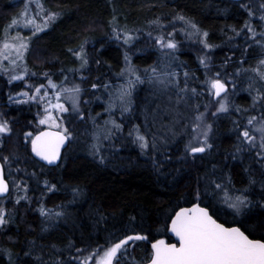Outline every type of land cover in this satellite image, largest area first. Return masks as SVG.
Returning a JSON list of instances; mask_svg holds the SVG:
<instances>
[{"label":"trees","instance_id":"16d2710c","mask_svg":"<svg viewBox=\"0 0 264 264\" xmlns=\"http://www.w3.org/2000/svg\"><path fill=\"white\" fill-rule=\"evenodd\" d=\"M45 3L52 11L60 12L61 15L48 29L32 37L31 53H27L26 62L37 76L27 79H30V84L35 82L36 85L46 80L40 75L42 72H48L53 81H61L64 75H68L69 83H81L84 89L82 100L90 102L81 105L85 113L84 121L69 115L71 123L68 125L75 138L64 150L59 166L46 167L31 156L29 143L23 138V133L35 130L31 127L36 122L37 115L34 105L31 102L18 104L14 100L9 101V94L14 95L25 88L23 83L17 81L8 84L4 79L0 80V113L10 121L13 128L11 134L0 138V153L19 157L13 160L14 170L20 168L37 174L28 179L27 195L30 202L21 200L17 205L15 201L6 200L5 206L11 210L13 219L0 230V264H9L8 256L3 250L12 253L15 264H35L32 257L24 255L31 247L30 241H35L34 254L43 247L45 259H48L52 251L50 246L57 245L61 249L57 255L65 261L70 255H75L74 249L67 247L69 241L74 242L76 247L89 248L137 233L148 235L150 240L163 238L172 241L166 231V223L170 222L167 217L174 214L173 209L191 205L197 179L205 171L210 170L213 164L220 167L225 165V156L233 151L236 143L237 131L233 122L238 121L240 116L233 119L223 113V116L219 114L213 119L209 115L208 119L213 123L210 141L213 148L203 159L195 162L178 159L182 155L186 137H176L172 142L171 134L167 136L170 143L160 145L159 152L149 149L142 153L139 145L133 143L128 136L132 126L140 125L141 131H145L147 127L149 135L159 132L163 136L165 133L161 124H167L170 119L166 115L162 119L157 116L153 124V112L157 105H160L162 112L167 104V95L157 91L158 86L145 79L132 93V110L123 117L120 109L117 108L114 112L113 118L118 123H123L124 129L111 141L102 144V154L106 157L102 164L91 154V135L96 130L92 118L96 119L97 124H102L109 116L105 112L109 97L103 89L94 93L91 84L97 78L100 83L110 82L112 86L119 82L121 78L117 74L125 66L126 51L131 57L132 65L141 71L151 66L163 67L168 63L152 47L135 44L129 50L122 41L114 38L112 29L115 27L134 33L140 29L142 38H149L146 26L151 21L159 17L167 22L178 14L191 18L201 30L209 33L208 41L217 46L210 52L213 68L228 74L241 67L242 57L245 66L253 65V56L262 52L255 45L245 51V39L242 36L236 37L232 29H241L249 19L247 11L240 6L241 3L254 4L256 0H45ZM9 8V0H0V31L7 23ZM252 23L260 29L256 19ZM85 40L89 64L82 73L86 79L81 81V73L68 71L79 68L80 65V61L69 49L78 50ZM144 41L146 40L142 42ZM171 64L172 68L180 72L181 83L184 79L183 72L187 70L189 76L193 77L190 86L199 90L204 70L191 49L178 53V60ZM61 69L64 70L63 73ZM237 79L239 89L243 86V78L241 76ZM236 92L229 91L228 94L238 103L247 105L250 92L248 94L245 89ZM97 96L101 98L98 100ZM208 100L209 97L205 94L196 97L193 102L203 105ZM181 109L187 115H192L189 109ZM200 111H204L203 106ZM176 130L179 131L180 126ZM165 151L172 157L171 161L163 163V167L154 166L153 160L163 161L161 153ZM247 163L249 161L245 158V164ZM227 165L235 187L247 186L248 176L243 171V165L231 159L227 161ZM16 175L23 176L24 172ZM255 175L259 181V171ZM44 180L49 184H56L57 190L48 192L44 188ZM203 184L201 180V189ZM74 187L80 189V194L74 196ZM19 194L23 195L22 192ZM250 198L253 205L245 209L241 216H236L219 198L212 201L210 211L216 213L220 222L237 226L242 223V230L247 229L258 237L264 234V207L256 206L257 201L264 200L259 184L251 189ZM208 200L209 197L205 196L204 203L207 204ZM41 203L45 208L63 211L65 215L58 219H45L38 211ZM57 205L63 207L57 208ZM136 242L129 253L139 260L145 250L150 248L144 241ZM126 262L123 260V264Z\"/></svg>","mask_w":264,"mask_h":264},{"label":"snow or ice","instance_id":"6c2138e0","mask_svg":"<svg viewBox=\"0 0 264 264\" xmlns=\"http://www.w3.org/2000/svg\"><path fill=\"white\" fill-rule=\"evenodd\" d=\"M32 0H25L24 8L14 16L2 31H0V73L8 78V83L13 81H24V87L27 90L16 93L24 99L16 100L15 103L23 104L36 102L42 105L41 111L37 113L36 129L23 133L26 143L30 144V153L33 157L50 166H59L61 160V149L67 142L73 140L74 132L70 130L68 124L71 121L69 115H74L78 120H85V113L82 110V103L87 105L90 101L82 100L84 89L81 83H69V76L64 75L59 83L53 81L48 72L40 73L46 78V84H30L27 78L36 77L37 73L30 71L26 62V54L29 51L32 37L45 31L61 15L60 12L46 10L41 0H36V13L31 11ZM247 11L249 19L245 21L240 30L232 29L235 36L243 34L245 39V51L253 45L264 49V0H256L254 4L241 3L240 5ZM256 19L259 22L260 31L252 23ZM182 22L183 26L180 32L186 39L194 40L202 45L206 50L204 55L199 57V63L205 69V79L201 81L199 90L190 86L189 72H183V83H181L180 72L172 68L171 61L174 59L172 53L178 48L175 39L177 29L175 22ZM150 24L155 25L160 31L155 37L149 32L147 35L168 59L163 67L151 66L142 71L135 68L131 63V57L128 51L124 55L125 66L117 74L123 80L114 91L110 82L100 83L99 78L91 84V89L99 91L103 89L109 99L105 112L109 114V119L105 120L103 125L97 124L96 119L92 118L96 131L93 132L94 143L91 145V154L96 156L100 163H104L106 157L102 154V141H111L117 133H122L123 123H118L112 118L117 107L120 109L121 117L132 110V93L138 84L144 83L147 79L150 83L157 85V91L167 95V104L162 112L160 105L154 110L152 122L155 124L157 116L161 119L164 115L170 117L167 124H161L164 135L159 132L148 134L141 131L140 125H133L128 132L133 143H137L144 153L151 149L153 152L160 151V145H168L167 139L171 134L173 141L176 137H186L183 143L182 155L178 157L185 162H195L197 159H203V156L210 152L213 144L210 142L213 133V123L208 117L211 115L215 119L218 114L228 113L231 107L229 101V85L235 88V82L229 76H222L220 72L209 74L211 56L207 54L216 45L208 42L209 33L199 28L196 22L191 18L178 14L173 17L171 23L172 31L164 32L165 25L157 17ZM30 30L31 35L25 36L22 30ZM114 38L122 41L130 50L133 42L139 39L134 32L124 29H112ZM229 39H232L230 37ZM82 43L78 50L70 52L80 61L79 68L69 69L71 73H81L80 80L84 81L86 77L82 74L83 70L89 64L88 54ZM6 62V63H5ZM99 63V61H97ZM244 60L240 61L242 65ZM227 64V60L225 61ZM179 67V66H177ZM63 73L64 70L61 69ZM241 72L251 75L248 76L250 94L252 95L251 108L259 112V116L250 115L246 123L241 125L234 121L237 131L236 143L233 145V151L225 156V165L220 167L213 164L211 169L205 171L202 177L197 179V188L193 200L189 207H178L173 209V213L167 217L170 224L166 223V231L176 238V243H170L166 239L150 240L148 235L133 234L126 235L124 238L115 242H109L105 245H96L95 247L82 248L76 247L72 241L68 242L67 247L74 249L75 255H70L65 261L57 253L61 249L52 244L48 259H45L43 247L34 254L33 248L35 241H30L31 247L24 252L25 256H30L35 264H121V261H131V264H264V234L260 236L253 235L247 229L242 230L240 226H229L226 222H220L216 213L210 211L212 201L219 198L231 208L236 216H241L245 209L253 205L250 198L251 189L259 184L261 192L264 193V58H260L255 66L248 68H237L235 75ZM207 94L209 100L203 105L194 103L196 97ZM101 97L97 96L96 99ZM9 101H13V95L9 94ZM203 106L204 111H200ZM215 106V111L211 108ZM181 108L189 109L192 115H187L181 111ZM235 111L240 112L237 108ZM248 111V109H244ZM99 115V114H98ZM66 120L68 123H66ZM183 121V124L181 122ZM147 125V120H146ZM177 126L180 130L177 131ZM13 132L12 125L8 119L0 114V138ZM2 143V140H0ZM163 161L153 160L154 166L163 167V163L170 162L172 157L167 151L161 153ZM245 158L249 163L245 164ZM14 159L19 157L2 156L0 157V230L4 229L12 222L11 210L5 206L6 200L13 199L15 191V204H20L21 200L29 201L27 193L29 191L28 179L35 177V172L28 173L26 170L16 168L14 171L24 172L23 176L14 175L12 164ZM239 161L243 165V171L248 176V184L242 188H236L232 181L231 170L228 169L227 161ZM255 165V167H253ZM7 167V178H6ZM228 169V170H225ZM259 171L260 179L256 178L255 173ZM203 180V188L200 182ZM44 188L48 192L57 190L56 184H49L47 180L43 181ZM23 193L20 195L19 193ZM75 195L80 194L78 187L72 188ZM209 197L208 203H204V197ZM203 205V206H202ZM256 206L264 207V200L257 201ZM62 208V205H57ZM40 215L47 220L58 219L65 215L63 211H53L47 209L41 203L38 209ZM101 219L103 216L101 215ZM46 230V229H45ZM136 241H144L150 244V249L145 250L141 260L129 253V247H133ZM130 242L132 244L130 245ZM8 256L9 264H15L12 260V253L3 250Z\"/></svg>","mask_w":264,"mask_h":264},{"label":"rangeland","instance_id":"374dc122","mask_svg":"<svg viewBox=\"0 0 264 264\" xmlns=\"http://www.w3.org/2000/svg\"><path fill=\"white\" fill-rule=\"evenodd\" d=\"M9 2H10V8H9V10H10V13H9V15L7 16V18H6V20H7V23L6 24H8L9 22H10V20L14 17V16H16L21 10H23V8H24V2H25V0H9ZM41 2L43 3V4H45V5H43L44 6V8L46 9V10H50V11H52L47 5H46V3H45V0H41ZM35 4H36V0H32V3H31V11H32V13L33 14H35L36 13V11H37V9H36V7H35ZM12 16V17H11ZM162 22H163V24L165 25V28H164V32L166 33V32H168V31H172V27H171V23L173 22V18L172 19H170V20H168L167 22L166 21H163L162 19H160ZM5 24V25H6ZM4 25V26H5ZM4 26H3V28H4ZM146 27H148V31L149 32H151L152 33V36L153 37H155L157 34H159V29L155 26V25H152V24H149V25H147ZM175 27H176V29H177V34H176V36H175V39H176V41H177V43H178V48L172 53V55H173V57H174V59L171 61V62H174L175 60L177 61L178 60V53H180L181 51H184V50H187V49H191L192 51H193V53L195 54V56H196V58L198 59V61H199V57L201 56V55H204L205 54V51L206 50H203L202 49V45H200L199 43H197V42H195L194 40H189V39H186L185 38V36L180 32V29L182 28V27H184L183 26V24H182V22H179V21H176L175 22ZM3 28H2V30H3ZM1 30V31H2ZM240 30V29H239ZM261 30V28L259 29V28H257V31H260ZM148 32V33H149ZM22 34L23 35H25V36H29V35H31V33H30V30H27V29H25V30H22ZM135 34L136 35H138L139 36V39H137V40H135L134 42H133V45L132 46H134L135 44H138V45H144V46H146V47H152V49H155L156 50V52H157V54H159L160 56H161V59L164 61V60H168L167 58H165L164 57V55H163V53L161 52V50L158 48V46H156L155 45V43H154V40L153 39H150V38H147V37H144V38H142L143 37V35H141L140 34V29H138V30H135ZM148 36V35H147ZM242 37H243V39H244V36H243V34L241 35ZM241 36H236V37H241ZM143 40H146V41H144V43L142 42ZM137 41H139L138 43H137ZM209 42V41H208ZM210 43V42H209ZM138 47V46H137ZM214 49V48H213ZM212 49V50H213ZM245 49V48H244ZM31 50V45H30V47H29V51ZM211 50V51H212ZM259 50L262 52V54H260V55H256V56H253V59H254V64L253 65H249V66H245L244 65V63L241 65V67L242 68H248V67H250V66H255L256 65V63H257V61L260 59V58H264V49H261V48H259ZM28 51V52H29ZM211 51H208L207 52V54L209 55V56H211ZM27 52V53H28ZM29 53H31V52H29ZM27 55V54H26ZM244 60V58L242 57V58H240V60ZM6 63V62H5ZM212 63H213V60H212V57H211V62H210V72H209V74H212V73H215V72H220L221 73V75L222 76H225V75H227V76H229L232 80H234V82H235V88L233 89L232 87H231V84H230V87H231V90H229L231 93H232V91H235V94L237 93L236 91H238V90H243V89H245V91H247L248 92V94H249V90H250V86H249V79H248V76L249 75H251V73H248V74H245V73H243V72H241V74H239V75H235V70L237 69H235L234 71H232V72H229L228 74H225V72L222 70L221 71V69H217V68H213V65H212ZM27 66H28V68H29V65H28V63H27ZM240 67V68H241ZM202 68H203V70H204V75H203V77H201V81H203L204 79H205V69H204V67L202 66ZM30 69V68H29ZM224 69V68H223ZM30 71H32V69H30ZM242 76V78H243V86L241 87V88H239V89H237V85H236V83H237V81H238V79L236 80V78L237 77H241ZM2 79H4V81L5 82H7L8 83V78H7V76L6 75H4L3 73H0V80H2ZM46 79V78H45ZM26 80H27V82L28 83H30V79H27V77H26ZM63 80V79H62ZM146 81L148 82V83H150L147 79H146ZM200 81V82H201ZM13 82H17V81H13ZM20 82H22L23 83V85H24V81H20ZM55 82H57V83H59L60 81H55ZM45 84H46V80H45V82H44ZM121 83H123V80L121 79L119 82H116L114 85H113V88H112V91H114L115 90V88L116 87H118L119 86V84H121ZM9 84V83H8ZM32 84H34L35 85V82L33 83L32 82ZM201 84V83H200ZM24 90H27V89H23V90H21V91H24ZM21 91H19V92H21ZM18 93V92H17ZM255 93H251L250 94V96H249V100H247L248 102V104L247 105H244V104H240V103H238L236 100H233L232 99V97H230V95H229V101H230V105H231V107H230V109H229V112L228 113H226V114H228L230 117H232L233 119H235V118H237L238 116H240V118H239V120L238 121H240V124H245L246 123V119H247V117L248 116H250V115H257V116H259V112L256 110V109H253V108H251V104H252V95H254ZM234 96V95H233ZM22 99H24V97H22V96H17L15 93H14V95H13V100L14 101H16V100H22ZM33 105H34V108L36 109V111H35V113L37 114L39 111H41V108H42V105H38L36 102H31ZM107 105V104H106ZM107 107V106H106ZM118 108V107H117ZM237 108H239V109H241V111L240 112H237V111H235V109H237ZM119 109V108H118ZM213 111H215V106L214 107H212L211 108ZM244 109H248V111H244ZM116 111V110H115ZM181 111H182V109H181ZM1 114V113H0ZM219 115V114H218ZM222 116H223V113L221 114ZM167 116V115H166ZM169 117V116H168ZM110 117L109 116H107V118L106 119H104L103 120V123H104V121L105 120H108ZM113 118V117H112ZM170 118V117H169ZM35 120H37V115H35ZM66 123H68V121L66 120ZM103 123L102 124H100V125H103ZM69 126V125H68ZM31 127H33V129H36V122H34L33 124H32V126ZM29 131H32V130H29ZM96 131V130H95ZM26 132H28V131H26ZM91 138H92V140H93V143L95 142L94 141V139H93V134L91 135ZM105 141H102V144L104 143ZM0 146H1V143H0ZM0 155L1 156H5L6 154H2V153H0ZM12 169H13V167H12ZM13 171H14V169H13ZM6 174H7V171H6ZM14 175H16V172L14 171ZM16 194L17 193H15V191H13V199H11L12 201H15V196H16ZM4 203H6V201L4 202ZM228 207V206H227ZM229 208V207H228ZM229 209H231V208H229ZM232 210V209H231ZM137 243V242H136ZM132 244V242H130V245ZM134 247V246H133ZM132 247H129V252H130V249H131ZM139 256H142V255H139ZM143 256H144V254H143ZM143 256L142 257H140L139 258V260H141L142 258H143ZM136 259H137V257H136ZM138 260V259H137ZM124 263H125V261H124ZM121 264H123V260L121 261ZM126 264H131V261H127L126 262Z\"/></svg>","mask_w":264,"mask_h":264},{"label":"water","instance_id":"95a60500","mask_svg":"<svg viewBox=\"0 0 264 264\" xmlns=\"http://www.w3.org/2000/svg\"><path fill=\"white\" fill-rule=\"evenodd\" d=\"M234 1H239V0H234ZM69 142L66 143V146L64 148L61 149V159H62V155H63V152L64 150L67 148ZM29 148H30V144H29ZM31 154V153H30ZM32 156V155H31ZM33 157V156H32ZM36 161H38L39 163H41L42 165L46 166V167H55V166H50V165H46L45 162L43 161H40L39 158H36V157H33ZM61 161V160H60ZM60 161H58V164L60 163ZM191 206V205H189ZM189 206H184V207H189ZM178 210V209H177ZM170 224V222H169ZM229 226H237V225H229ZM168 236L173 240L171 241L170 243H176V238L174 236H172L171 233L167 232ZM149 248H150V244H149Z\"/></svg>","mask_w":264,"mask_h":264},{"label":"bare ground","instance_id":"6f19581e","mask_svg":"<svg viewBox=\"0 0 264 264\" xmlns=\"http://www.w3.org/2000/svg\"><path fill=\"white\" fill-rule=\"evenodd\" d=\"M44 3V2H43ZM43 5H45V4H43Z\"/></svg>","mask_w":264,"mask_h":264},{"label":"flooded vegetation","instance_id":"af4514ba","mask_svg":"<svg viewBox=\"0 0 264 264\" xmlns=\"http://www.w3.org/2000/svg\"><path fill=\"white\" fill-rule=\"evenodd\" d=\"M169 242H171V241H169Z\"/></svg>","mask_w":264,"mask_h":264}]
</instances>
